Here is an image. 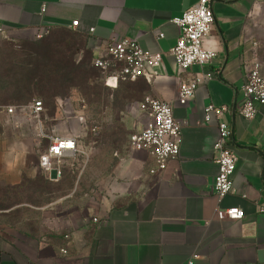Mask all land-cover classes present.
<instances>
[{"label": "crops", "instance_id": "0c3cea01", "mask_svg": "<svg viewBox=\"0 0 264 264\" xmlns=\"http://www.w3.org/2000/svg\"><path fill=\"white\" fill-rule=\"evenodd\" d=\"M196 1L0 0L6 27L0 45L34 41L48 31L85 40L94 55L122 38L164 54L160 68L131 82L137 92L132 104L147 97L168 102L181 126L179 156L155 175L149 152L132 150L129 141L117 150L98 148L96 138L89 154L79 148L61 160L58 178L39 167L47 142L25 106L13 115L2 111L0 182L26 189L27 197L4 211L19 209L20 215L15 225L0 226V264H264V215L258 212L264 206V107L252 120L238 113L252 64L264 67V0H215L205 40L215 57L183 72L168 55L179 36L173 20ZM207 72L214 77L179 104L180 84ZM208 105L230 109L224 118L238 158L233 191L222 199L213 192L219 128L214 115L206 122ZM43 122L47 133L56 125L59 135L68 134L57 111ZM82 159L89 162L90 190L83 188ZM232 207L244 211L242 220L217 218L218 209Z\"/></svg>", "mask_w": 264, "mask_h": 264}, {"label": "built area", "instance_id": "2783aa9c", "mask_svg": "<svg viewBox=\"0 0 264 264\" xmlns=\"http://www.w3.org/2000/svg\"><path fill=\"white\" fill-rule=\"evenodd\" d=\"M213 2L215 0H197L191 8L183 12L180 18L173 20L179 30V36L168 55L174 59L180 71L184 72L193 66L204 68L210 65L215 57V53L205 47V40L215 22ZM72 26L77 27L78 22H73ZM93 31L91 29L90 33ZM5 32L6 27L0 23V37ZM48 34V31H44L38 38ZM105 51L104 55L93 54V64L101 73L100 82L111 90L118 89L121 81H135L144 77L148 70H157L161 67L164 57L162 53L143 50L137 41L128 38L112 40ZM213 77V72H207L190 81L182 82L177 92L178 103L186 104L194 97L199 86ZM56 105V111L60 114L62 122L70 126L68 134L64 136L58 134L56 125L52 126L50 133L46 132L42 100H33L25 108L36 123L39 138L47 142L39 158V167L45 172H55L59 178L61 171L58 166L61 160L65 157H74L78 151L79 141L88 134L97 135L102 126L99 121L88 115L90 109L84 99L79 100L76 109L71 99H58ZM130 107L141 112L142 119L141 129L129 136V144L132 150L149 152L154 157L155 168L150 173L155 175L165 170L170 160L179 156L181 126L174 118L172 105L163 100L147 97ZM263 107L264 67L260 62L255 61L242 89L238 113L244 119L252 120ZM17 109L16 106H10L4 111L8 115H13ZM229 110L227 106L213 105H208L205 109L206 122L214 115L219 128V137L214 146V161L218 171L213 186V192L218 199L232 193L238 161L230 145L232 129L224 118ZM258 212L264 215V206H260ZM216 213L220 221H239L245 216L244 211L237 207L218 209Z\"/></svg>", "mask_w": 264, "mask_h": 264}, {"label": "rangeland", "instance_id": "374dc122", "mask_svg": "<svg viewBox=\"0 0 264 264\" xmlns=\"http://www.w3.org/2000/svg\"><path fill=\"white\" fill-rule=\"evenodd\" d=\"M81 47H86L85 40L75 42L73 36L66 33L52 35L40 44L3 42L0 45V111L16 102L43 99L52 103L57 96L71 97L76 109L79 100L84 99L89 105L88 115L99 121L102 129L95 136L88 134L81 139L78 149L89 154L96 138L98 148L125 147L129 136L141 125L140 112L130 107L137 99L136 87L131 82H123L117 90L106 89L98 79V72L85 58L86 53L82 57L81 51L78 52ZM77 54H80L75 57L77 60L84 58L80 65L72 63ZM81 161L87 171L83 188L90 190L94 182L90 181L89 162ZM26 197V189L10 190L0 182L1 227L16 224L19 209L12 213L4 211Z\"/></svg>", "mask_w": 264, "mask_h": 264}, {"label": "trees", "instance_id": "16d2710c", "mask_svg": "<svg viewBox=\"0 0 264 264\" xmlns=\"http://www.w3.org/2000/svg\"><path fill=\"white\" fill-rule=\"evenodd\" d=\"M67 34V33H66ZM69 35H71V34H69ZM51 35H47V36H45V37H42V38H36L34 41H8V42H14V43H17V42H19V43H22V42H24V43H26V42H32V43H35V44H40L41 42H43V40H45V39H47V38H49ZM71 36H73V35H71ZM73 38H74V41L76 42H79L80 41V39L79 38H76L75 36H73ZM5 42H7V41H5ZM79 51H81V53H82V57H84V52L86 53V56H85V58H87L88 60H89V63L91 64V68L92 69H95L97 72H98V79L100 80V77H101V73H100V71L97 69V68H95V66H94V64H93V53H92V51H90L88 48H82L81 47V49H78V52ZM80 53V54H81ZM80 54H77V55H74L73 56V61H72V63H77V64H81V62L83 61V59L84 58H82V59H79V60H77L75 57L76 56H80ZM84 65V64H83ZM137 80H135V81H125V82H136ZM124 82V83H125ZM122 83H123V81H121L120 82V84H119V87L122 85ZM103 85V84H102ZM104 86V85H103ZM118 87V88H119ZM106 88V87H105ZM106 89H109V88H106ZM117 90V89H116ZM66 100V99H71V97H68V96H57V97H55L54 98V100H53V102L52 103H47V102H45V100H43V99H41L42 100V102H43V105H44V110H45V114H47L49 117H54V115H55V111H56V102H57V100ZM33 101V100H32ZM32 101H30V102H28V103H14V104H12V106H16V107H22V106H27V105H29V104H31L32 103ZM6 107H4L3 109H5ZM1 110L0 111V113L2 112V111H4V110Z\"/></svg>", "mask_w": 264, "mask_h": 264}]
</instances>
